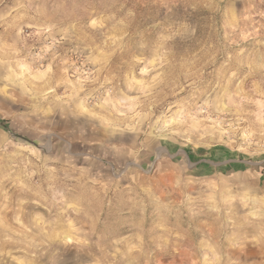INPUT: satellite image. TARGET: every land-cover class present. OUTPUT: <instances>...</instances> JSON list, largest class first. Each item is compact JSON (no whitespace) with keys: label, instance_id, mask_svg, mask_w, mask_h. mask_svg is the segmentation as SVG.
Returning <instances> with one entry per match:
<instances>
[{"label":"rangeland","instance_id":"374dc122","mask_svg":"<svg viewBox=\"0 0 264 264\" xmlns=\"http://www.w3.org/2000/svg\"><path fill=\"white\" fill-rule=\"evenodd\" d=\"M0 264H264V0H0Z\"/></svg>","mask_w":264,"mask_h":264}]
</instances>
